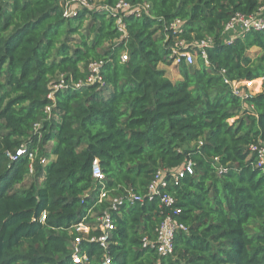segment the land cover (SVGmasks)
<instances>
[{
  "label": "trees",
  "instance_id": "trees-1",
  "mask_svg": "<svg viewBox=\"0 0 264 264\" xmlns=\"http://www.w3.org/2000/svg\"><path fill=\"white\" fill-rule=\"evenodd\" d=\"M118 1L147 3L150 13L124 17L120 32L103 11L67 17L58 0H0V264H102L105 255L109 264H264V171L251 150L264 143V30L223 41L233 17L258 14L264 0L101 3ZM178 40L211 44L206 63L190 47L196 63L176 66L173 82L159 65H172ZM91 63L102 86L86 83ZM224 79H262L261 91L241 100ZM187 161L193 174L160 189L171 207L157 196L113 211L98 202L101 188L145 197L159 171L170 181ZM107 210L103 249L91 239ZM166 216L187 231L160 256L143 239L155 241Z\"/></svg>",
  "mask_w": 264,
  "mask_h": 264
},
{
  "label": "built area",
  "instance_id": "built-area-1",
  "mask_svg": "<svg viewBox=\"0 0 264 264\" xmlns=\"http://www.w3.org/2000/svg\"><path fill=\"white\" fill-rule=\"evenodd\" d=\"M60 5L63 8L64 15L67 17L74 16L77 11L81 9L87 10H98L106 12L109 17L115 19V25L120 32L124 31V26L122 19L126 16H133L134 18L140 19L142 17H147L149 15L150 7L147 3L141 4H130L124 1H118L114 5H105L102 4L101 1L98 5L94 6L92 4V0H58ZM260 11H264L261 9ZM174 31L179 32L181 28V24L179 21H176L171 25ZM264 30V17L263 15H253L249 17H245L240 14H236L230 23L224 29V43H230L236 37L247 33L249 31H262ZM210 40L202 41L198 44L188 45L183 41H176L174 46L171 48V59L172 64L175 66L184 63L186 65H193L195 56L193 53L189 52L188 49L191 47L195 49V51H199L202 59L206 63V54L205 49L210 46ZM121 62H126L128 60L127 53H122L120 57ZM89 77L87 79V84H98L99 86L103 85V80L100 75V68L97 63H91L88 67ZM224 83L229 86L232 91V94L236 97H239L241 100L246 99L248 96H251V93L241 92V85L243 83H231L228 79H224ZM82 83L76 85L79 87ZM64 88V82L62 79L58 81L56 85L53 86V90L57 91ZM53 92L49 94V98H52ZM253 95V94H252ZM252 151L256 153L257 156V167L264 171V143H261L259 147L251 148ZM23 149H19L16 151L15 156L6 153V157L9 160H14L16 156H21L23 153ZM28 158L33 162L34 154H29ZM48 161L41 160V165H46ZM213 162H217L215 158ZM226 170L222 167H217V174L221 175ZM29 172L33 173V167L29 165ZM193 174V164L190 161H187L179 170L173 172L171 174L170 181L164 179V174L159 171L152 183L150 184L148 191L145 197L137 196L130 190H125L124 196L112 197L109 195V191L104 188L100 189L99 193V203L106 201L109 203V208L113 211L116 209V206L121 205L123 201L126 199L131 202H141L145 198L151 201L154 196L160 198L161 206L164 208L171 207L174 204V200L165 193H161L160 189L164 188L169 182L173 184H177L178 181L184 178L187 175ZM91 175L94 182H100L103 180L104 175L101 171V168L98 164L94 163L91 167ZM45 220V215H42L40 221L43 222ZM111 220L109 211H104L98 218L95 219L94 229L99 232V236L97 239H91V242L96 241L100 244L103 249H106V239L108 237V232L110 230ZM79 230L86 231L87 228L80 225ZM186 232V227L182 224H179L177 221L173 220L171 216H166L162 223L159 225L156 230V239L155 241H147L143 239V246L150 247L156 249L158 255L160 256H168L172 253V240L173 236L176 232ZM74 263H83L86 258L78 257L77 255L72 256ZM102 264H109V259L105 255L102 261Z\"/></svg>",
  "mask_w": 264,
  "mask_h": 264
},
{
  "label": "rangeland",
  "instance_id": "rangeland-1",
  "mask_svg": "<svg viewBox=\"0 0 264 264\" xmlns=\"http://www.w3.org/2000/svg\"><path fill=\"white\" fill-rule=\"evenodd\" d=\"M99 3L100 2L98 0H92V4L94 6L98 5ZM263 13H264V11H260L258 14L262 15ZM256 51L257 50H252L251 53H255ZM195 63H196V58L194 59L193 64L195 65ZM161 66H163V68H165L167 76L169 79L174 80L176 78L177 69H176L175 65L172 64L169 67L164 66V65H161ZM260 85H262V79H258L256 81H253L250 83H245V84L240 86L241 87L240 89H241V92L251 93V96H253L252 94H254V93H255L254 95H256L257 93H260V91H261Z\"/></svg>",
  "mask_w": 264,
  "mask_h": 264
},
{
  "label": "crops",
  "instance_id": "crops-1",
  "mask_svg": "<svg viewBox=\"0 0 264 264\" xmlns=\"http://www.w3.org/2000/svg\"><path fill=\"white\" fill-rule=\"evenodd\" d=\"M98 1L100 2V1H102V0H98ZM159 68L165 70V68H163V66H161V65H159ZM176 69H177V68H176ZM165 71H166V70H165ZM176 72H177L176 78H175L174 80H171V79H170V80L173 81V82L179 80V78H180V76H179V74H178V70H177ZM166 74H167V73H166ZM260 87H261V85H260ZM259 89H260V88H259ZM254 94H255V93H254ZM254 94H253V95H254Z\"/></svg>",
  "mask_w": 264,
  "mask_h": 264
}]
</instances>
